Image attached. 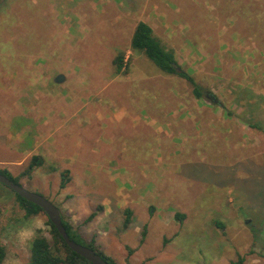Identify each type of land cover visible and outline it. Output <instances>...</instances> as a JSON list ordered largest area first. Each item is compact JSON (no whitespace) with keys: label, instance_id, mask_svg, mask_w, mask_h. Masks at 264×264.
Here are the masks:
<instances>
[{"label":"rangeland","instance_id":"1","mask_svg":"<svg viewBox=\"0 0 264 264\" xmlns=\"http://www.w3.org/2000/svg\"><path fill=\"white\" fill-rule=\"evenodd\" d=\"M254 3L0 0V170L17 177L33 156L41 158L19 183L103 253L96 244L109 232L97 218L102 194L143 192L134 226L150 224L147 235L131 227L122 239L128 247L145 240L138 259L151 260L130 261L126 247L105 253L115 264H230L239 257L264 264V134L251 127L264 129V11L249 22ZM139 22L174 52L202 88L201 100L186 81L131 50ZM119 52L131 80L140 68L161 78L128 84V73H114ZM59 74L65 80L56 84ZM65 170L70 181L60 189ZM181 202L185 208L169 206ZM151 203L169 228L147 220ZM46 221L44 214L25 219L0 184L3 264H27L36 231L50 239Z\"/></svg>","mask_w":264,"mask_h":264},{"label":"trees","instance_id":"2","mask_svg":"<svg viewBox=\"0 0 264 264\" xmlns=\"http://www.w3.org/2000/svg\"><path fill=\"white\" fill-rule=\"evenodd\" d=\"M253 3V2H252ZM252 11L248 13V19L250 21H255L260 13L264 11V7H258L257 4H252ZM131 50L142 54L146 57L153 65L158 69V71L167 76H175L186 81L192 87V94L196 100H201L203 97L202 88L195 82L194 78L186 71L181 69L175 58V54L172 50H168L163 47L162 43L154 36L152 28L144 22H139L134 28L130 39ZM113 66L115 73L117 75L127 73V66L125 62V54L119 52L113 60ZM251 127L256 128L264 134V129L258 125H251ZM43 165V160L38 156H33L27 168L17 177H13L7 170H0V174L6 176L14 183H19L20 178L27 177L30 178L31 174ZM60 189H64L70 181L69 171L65 170L60 174ZM13 193V192H12ZM16 202L19 207L24 212V218L30 219L39 214H44L42 210L22 199L17 194L13 193ZM62 224L69 236V238L77 244L86 246L93 251H95L104 261L109 264H115L111 259H109L102 251H100L94 244V240L89 243H83L84 240L79 235V233L73 229L72 225L65 220L61 211ZM45 215V214H44ZM95 217V214H91L90 219ZM125 220L123 226L126 228L131 220V212L129 210L125 211ZM175 219L181 222L184 215L176 213ZM217 227H222L223 225L219 222L215 223ZM46 226L49 228L48 234L50 239L42 235L41 230H37L35 236L30 242L29 246V258L27 264H91L79 255L72 252L65 245L63 239L58 234L54 226L47 219ZM132 250L128 249V254L131 255ZM6 258L5 247L0 242V264H3ZM243 259L239 257L237 262H231L230 264H242Z\"/></svg>","mask_w":264,"mask_h":264},{"label":"crops","instance_id":"3","mask_svg":"<svg viewBox=\"0 0 264 264\" xmlns=\"http://www.w3.org/2000/svg\"><path fill=\"white\" fill-rule=\"evenodd\" d=\"M256 4L258 5V7H264V0H256ZM151 27V26H150ZM152 28V30H153V34H154V28L153 27H151ZM142 55V54H141ZM143 56V55H142ZM116 57V56H115ZM114 60V59H113ZM113 63V62H112ZM126 66H127V64H126ZM114 67V66H113ZM142 74L141 75H139L138 77V79L139 80H131L132 78L131 77H129L130 76V73L129 72H127L129 75L126 77V82L128 83V84H133V83H136V82H138L139 84H141V83H143V82H145V87L147 86V85H149V86H153V83L155 82V78H157V77H159V78H161V75H155V73H152L150 70H147V69H141L140 68V70H139ZM114 73H115V70H114ZM127 73H125V74H122V75H127ZM162 74V73H161ZM59 75H61V74H59ZM115 75H117L116 73H115ZM58 76V75H57ZM56 76V77H57ZM63 76V75H62ZM55 77V78H56ZM64 77V76H63ZM141 77H144V78H142L141 79ZM55 80V79H54ZM64 80H65V78H64ZM129 80H131V81H129ZM64 82V81H63ZM125 82V81H124ZM62 83V82H61ZM61 83H56V84H61ZM174 93V92H173ZM201 113H203V112H201ZM207 118H209V116L207 117ZM209 124V123H208ZM207 124V125H208ZM146 125L147 126H149L147 123H146ZM220 125H222V126H225V122H221V124ZM176 126V123H174L173 124V127H175ZM95 130H96V127H95ZM69 134H70V132H64L63 131V134H62V136H66L67 138H68V136H69ZM65 141V138H62V141H61V144L63 145V143L62 142H64ZM75 167V166H74ZM90 168V167H89ZM69 171V170H68ZM69 172H71V171H69ZM81 172V171H80ZM126 193H124V192H120V194L118 193V194H116L115 196H113L112 198H110V200L108 199V196H109V194L108 193H103L102 194V200H103V202L102 203H104L103 204V208H102V211H101V214L102 215H100V216H97V218H98V220L100 219L101 221L104 219V221H108V222H105V229L106 230H108L109 232L107 233L108 234V239L105 241V242H103V241H98L97 240V242H96V244H101V245H103V250H104V254L106 253V252H109L110 254H114V253H116V252H118V253H124V250L126 249V247L127 248H130V250H132V253H131V255H130V257H129V259H130V261H140V262H144V261H147V260H151V259H149V258H146V257H142V260L141 259H138V257H140L139 255H140V251H142V248L144 247V241L145 240H143V241H141V240H139V242H137V244L134 246V247H128L127 245L128 244H126V242L124 241V233L126 232L125 230H127V229H129V228H131V227H133L135 230H136V232L137 233H140V230L141 231H143V233L145 232L146 233V235H147V232H148V230H149V225L150 224H142V225H135L134 226V223H135V221H134V218H135V210H138V208H139V206H140V202L143 200V192L141 193V191H136L135 193H133V192H127V191H125ZM158 192H160L161 193V190H158ZM159 193V194H160ZM155 194H158L157 193V191L155 190ZM161 195V194H160ZM112 203H113V205L115 206V209H114V207H112L111 205H112ZM185 205L186 204H184L183 202H181V203H179V205H176V204H173V205H169L170 206V208H175V209H177V208H185ZM165 205H164V203H162V207H164ZM181 206H183V207H181ZM149 207H152V209H153V211H146V208L147 209H149ZM113 209H114V211H116V212H114L113 211ZM126 210H129L130 212H131V217H130V220H131V222H130V224L125 228L124 226H123V224H124V220H125V211ZM119 211H121L122 213V219H121V227H120V231H118V227H116V224H115V222H117V220H116V218L114 219V216H116V217H118V213L117 212H119ZM145 211H146V214H147V220L148 221H150V220H153V221H156V220H158L159 222V224H163V227H167V228H169L170 227V225L169 224H167V223H165L163 220H161L162 218H160V217H156L157 216V214L159 213V211H157L156 209H155V207H154V205L151 203V204H145ZM152 212H154V213H152ZM116 213V214H115ZM115 214V215H114ZM155 214V215H154ZM154 216V217H153ZM119 218V217H118ZM149 223V222H148ZM141 224V223H140ZM146 230H147V232H146ZM120 232V233H119ZM119 233V234H118ZM144 233V234H145ZM107 234H105V236L107 235ZM117 236V237H116ZM145 236V235H144ZM122 237L124 238V239H122ZM106 238H107V236H106ZM116 239V240H115ZM115 240V241H114ZM164 248V247H163ZM140 252V253H139ZM167 252H169V253H171V251L170 250H168ZM139 253V254H138ZM165 253H166V251L163 249V253H161V255L163 254V257H165L166 255H165ZM106 255V254H105ZM131 257H132V259H131ZM144 258V259H143Z\"/></svg>","mask_w":264,"mask_h":264},{"label":"water","instance_id":"4","mask_svg":"<svg viewBox=\"0 0 264 264\" xmlns=\"http://www.w3.org/2000/svg\"><path fill=\"white\" fill-rule=\"evenodd\" d=\"M63 81H64V77L62 75H58L54 80L55 83H61ZM0 184L7 187L9 190H11V192L17 194L22 199L38 206L45 214L49 222L54 226L58 234L61 236L67 248H69L72 252L79 255L80 257H82L91 264H109L106 261H104L92 249L83 246L81 244H77L69 238L62 224L60 210L48 199H46L40 194L26 190L21 186L20 183L16 184L2 174H0Z\"/></svg>","mask_w":264,"mask_h":264}]
</instances>
